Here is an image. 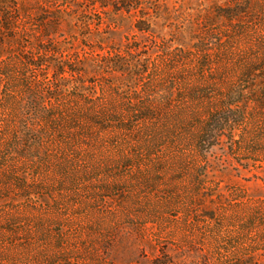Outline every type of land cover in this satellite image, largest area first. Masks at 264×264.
<instances>
[{
    "label": "rangeland",
    "instance_id": "1",
    "mask_svg": "<svg viewBox=\"0 0 264 264\" xmlns=\"http://www.w3.org/2000/svg\"><path fill=\"white\" fill-rule=\"evenodd\" d=\"M0 264H264V0H0Z\"/></svg>",
    "mask_w": 264,
    "mask_h": 264
},
{
    "label": "trees",
    "instance_id": "2",
    "mask_svg": "<svg viewBox=\"0 0 264 264\" xmlns=\"http://www.w3.org/2000/svg\"><path fill=\"white\" fill-rule=\"evenodd\" d=\"M139 28L142 29V26H140V24L138 25ZM64 59V58H63ZM107 60H105L103 63H101L100 61H98L97 65L104 69L106 68L109 63L112 60H108V58H106ZM114 65H116V70H122V66L121 64H118V60L113 62ZM57 67V73L63 75V72H73V68L71 65L66 64L65 62L61 63V64H56ZM77 71L81 72V73H85L83 68H78L76 69ZM28 77L32 80L35 75L34 73H31L28 75ZM29 81L30 83H32V81ZM66 84H59L57 83L56 85L54 84L53 86H51V90L49 92V90L47 89L46 92L44 93V97L45 99H55L57 96L61 95L62 93V88L66 89L64 87H66ZM76 92V91H75ZM73 92V93H75ZM30 95V100L27 102V104L24 105V115L25 118L27 116L31 117V119L34 121L36 120V115L40 117L41 115V109H39V106L41 107L42 102H41V95H39L36 91H32L29 93ZM238 103H242L241 101H235V102H228L227 106L225 109H223L220 112H215L213 114V116H211V119H209V122L206 125L205 131L203 132V139L205 142H208V144L211 143L212 139L215 138V134L217 132H222L224 130H231L233 129L234 126L232 125H236L240 122L243 121V112L244 110L239 109L240 108V104ZM238 106V107H236ZM236 107V108H235ZM34 123V122H33ZM27 127L28 131L26 134V139L29 140V142H32L33 139H35L36 137L34 136V134L32 132H30L31 130V125L29 126H24ZM23 138V136H21Z\"/></svg>",
    "mask_w": 264,
    "mask_h": 264
}]
</instances>
